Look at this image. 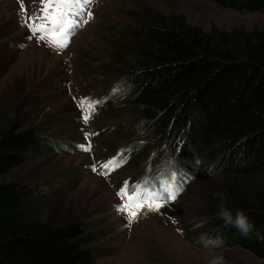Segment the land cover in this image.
Listing matches in <instances>:
<instances>
[{"label":"rangeland","instance_id":"rangeland-1","mask_svg":"<svg viewBox=\"0 0 264 264\" xmlns=\"http://www.w3.org/2000/svg\"><path fill=\"white\" fill-rule=\"evenodd\" d=\"M21 4L29 16L41 8V0H0V129L12 121L35 125L50 141L0 180L38 182L42 195L35 208L89 221L96 236L91 264H210L217 256L222 264H264V258L240 245L208 249L188 237L189 228L199 238L213 237L202 220L204 196L222 189L233 175L219 174L209 160L182 155L172 138L147 142L141 130L135 137L149 146L131 156L124 147L129 138L107 129L130 124V110L114 107L106 114L100 107L104 98L124 103L120 97L114 100L113 90L130 91L120 84V72L103 64L126 62L132 39L126 27L143 24L147 12L183 16L208 30L213 24L227 29L264 25V9L242 11L212 0H94L89 8L93 17L60 51L22 23ZM92 103L94 113L85 124ZM89 141L91 151L85 152L80 146ZM112 159L126 163L102 175L101 164ZM173 179L183 184L176 201L127 226L126 216L117 211L122 186L158 188ZM255 180L264 181V176Z\"/></svg>","mask_w":264,"mask_h":264},{"label":"trees","instance_id":"trees-1","mask_svg":"<svg viewBox=\"0 0 264 264\" xmlns=\"http://www.w3.org/2000/svg\"><path fill=\"white\" fill-rule=\"evenodd\" d=\"M212 1L242 11L264 9V0ZM145 18L126 27L132 37L126 62L103 64L120 72V84L130 91L113 90L114 100L124 103L104 98L101 109L108 114L114 107L127 108L133 116L130 124L107 129L129 138L124 147L131 156L147 149L152 138L168 137L182 155L209 160L219 174L233 175L222 189L204 196L203 223L222 240L220 246L240 245L264 258V181L255 180L264 176V25L213 24L206 30L183 16L155 11ZM139 130L147 142L135 137ZM47 141L35 125L12 121L1 128L0 179L29 152L45 150ZM39 186L24 178L0 180V264H91L96 236L90 222L35 208ZM222 202L234 214L245 211L255 226L250 238L225 225L218 215ZM193 230L188 237L203 245Z\"/></svg>","mask_w":264,"mask_h":264},{"label":"snow or ice","instance_id":"snow-or-ice-1","mask_svg":"<svg viewBox=\"0 0 264 264\" xmlns=\"http://www.w3.org/2000/svg\"><path fill=\"white\" fill-rule=\"evenodd\" d=\"M93 3L94 0H41L38 14L29 16L27 9L21 4L20 15L22 23L29 28L33 36L39 34L40 40L47 39L50 47L63 51L68 47L71 37L93 17V13L89 10ZM85 16L88 19H85ZM95 103L88 106L92 112L83 116L85 124L94 113ZM80 147L85 152L91 151L90 141L86 147L84 145ZM124 163L126 161L116 159L103 162L101 174H110ZM93 170H96L94 165ZM182 191L183 184H177L174 179L172 182L162 183L158 188L151 185L130 188L126 182L117 194L122 201L117 206V211L126 216L127 226L130 227L143 216L160 214L162 209L176 201Z\"/></svg>","mask_w":264,"mask_h":264},{"label":"clouds","instance_id":"clouds-1","mask_svg":"<svg viewBox=\"0 0 264 264\" xmlns=\"http://www.w3.org/2000/svg\"><path fill=\"white\" fill-rule=\"evenodd\" d=\"M221 200L223 201V197H221ZM218 215L226 226L231 225L237 229L243 237L250 238L254 233L255 226L244 210L238 209L234 214L233 210L226 208L222 202ZM257 235L259 234L257 233ZM262 239H264V237H262ZM200 243H202L205 248L212 249L220 246L222 240L219 237H211L205 234L200 237ZM222 261L223 258L217 256L210 261V264H222Z\"/></svg>","mask_w":264,"mask_h":264}]
</instances>
